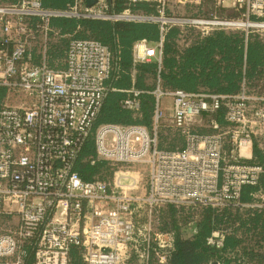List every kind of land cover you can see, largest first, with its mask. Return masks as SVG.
<instances>
[{"label": "built area", "instance_id": "2783aa9c", "mask_svg": "<svg viewBox=\"0 0 264 264\" xmlns=\"http://www.w3.org/2000/svg\"><path fill=\"white\" fill-rule=\"evenodd\" d=\"M92 1L73 0L64 11L46 9L41 0L0 5V264H24L26 245L34 264H69L73 246L84 264H149L151 256L167 264L174 238L158 228L167 207L194 215L205 209L264 211V163H252L256 148L264 157L263 95L245 86L233 95L164 91L158 77L151 128L96 127L114 56L100 41L72 38L65 58L51 64L52 19L159 23L160 41L135 43L133 62L160 65L170 0ZM230 1L236 18L191 22L210 27L205 36L242 31L264 37V0ZM139 4L156 5L160 17L134 11ZM122 92V108L139 116L141 92ZM163 97L172 99V114L161 110ZM220 112L223 123L216 120ZM205 117L209 133L197 130L207 128ZM167 120L183 148H160ZM91 137L95 156L87 161L106 162L109 170L85 182L75 168ZM136 162L149 167L145 182L122 171ZM246 186L259 188L250 204L241 201ZM140 208L146 214L142 227L135 219ZM225 237L214 232L208 244L221 249Z\"/></svg>", "mask_w": 264, "mask_h": 264}, {"label": "trees", "instance_id": "16d2710c", "mask_svg": "<svg viewBox=\"0 0 264 264\" xmlns=\"http://www.w3.org/2000/svg\"><path fill=\"white\" fill-rule=\"evenodd\" d=\"M19 0H0L2 4L17 3ZM44 8L64 11L73 0H41ZM117 11L124 6L117 2ZM136 12L159 16L156 5L139 4L133 7ZM51 41L49 58L51 64L63 54L64 58L68 43L72 38L97 40L107 46L114 56L113 70L108 81L110 92L107 95L96 127L102 124L139 125L151 128L155 110V97L152 92L155 85L148 84V79L160 77L164 91L183 90L188 93L205 92L216 95H233L243 87L264 90V37L251 34L248 37L242 31H217L207 36H199L194 43L180 49L178 41L183 34L177 27H168L164 34L162 63L133 62V47L141 40L157 44L161 39L159 23L154 22H110L92 19L54 18L51 21ZM55 33L60 37H70L64 42L65 50L58 43H53ZM62 52V53H61ZM63 58V59H64ZM140 91L141 112L134 116L124 110L121 101L127 96L122 91L131 89ZM263 92L259 95H263ZM0 90V100L3 98ZM223 113L216 116L223 123ZM182 138L180 133L176 131ZM160 140V148L176 150L175 142L165 145L168 138ZM172 140V139H171ZM181 147L184 140L181 139ZM169 146V147H168ZM95 156L94 139L91 137L84 145L75 170L85 182L92 181L95 176L106 173L109 166L100 161L91 165L88 159ZM257 159L254 164H263L261 151L255 149ZM258 187L246 186L242 192L241 201L246 204L253 202L252 194ZM194 218L191 212H182L169 206L159 215V230L173 235L174 245L169 254L167 264H242L241 260H255L261 256L249 246L256 244L264 248V211L258 209L232 210L220 212L205 209L196 222L191 238H184L182 225ZM183 222V223H182ZM217 231L226 233L224 246L221 249L208 244L209 237ZM24 264H34L35 256L30 245L24 247ZM69 264H84L81 249L73 246L70 252ZM149 264H157L154 256Z\"/></svg>", "mask_w": 264, "mask_h": 264}, {"label": "rangeland", "instance_id": "374dc122", "mask_svg": "<svg viewBox=\"0 0 264 264\" xmlns=\"http://www.w3.org/2000/svg\"><path fill=\"white\" fill-rule=\"evenodd\" d=\"M232 2L230 0L226 1L225 4L223 5H217L214 0H170L167 2L166 5V13H165V18L168 20L167 26L169 27H177L180 28L183 32L181 35L180 40L178 41V46L180 49H184L187 47V45H190L194 43V41L199 37V36H205L207 32L210 31V27L202 24H193L191 21L196 20V21H207L211 19H218V20H229L232 18H236L237 13L234 11L232 8ZM140 13V12H139ZM154 16V15H153ZM160 16H155V18H159ZM172 20V21H171ZM173 20L175 23H173ZM70 37H60L59 35H55L53 37V43H58L60 45L61 50H65L64 47V42L66 39H69ZM62 53V52H61ZM64 58L63 54L60 55L59 59L55 60L54 62L57 61H62ZM148 84L151 86H154L156 84V78H150L148 79ZM249 90L250 93L259 95L261 92H263L264 96V90L261 89H247ZM160 108L161 110L169 115L170 113L172 114L171 110L172 109V99L169 97H163L160 101ZM209 118L205 117L204 121L205 124L208 123ZM165 127L161 129L160 132V140H161V135L162 139L168 138V142H165L164 146H167L169 142H175V146L177 148H180L182 145L181 138L176 130L172 127V124L169 120L164 122ZM198 125V124H197ZM209 123L207 124V128H197V130L200 132L204 133H209L212 130L208 126ZM172 139V140H171ZM169 147V146H168ZM122 171L125 172H130L129 174L133 175L135 174V177H139L141 181L146 180V175L148 174L149 167L146 163L142 162H136L132 164H126L123 165ZM108 176L113 175V171H108ZM137 192H142L141 189ZM192 214V213H191ZM185 220L189 223H184L182 225V235L184 238H191L192 234L194 232V228L196 226V222L200 218V213L197 215H194L192 219L188 220L187 216H185ZM138 226L142 227L143 224L146 221V214L144 208H140L139 210L136 211V217H135ZM183 223V222H182ZM254 244L250 245L249 247L251 249H254L255 253H259L262 256H264V248L263 245L261 244H256L258 240L255 238ZM259 243V241L257 242ZM242 264H264V261H262L261 256L255 258V260H241L238 258ZM135 264H142L137 259H134L133 261Z\"/></svg>", "mask_w": 264, "mask_h": 264}, {"label": "water", "instance_id": "95a60500", "mask_svg": "<svg viewBox=\"0 0 264 264\" xmlns=\"http://www.w3.org/2000/svg\"><path fill=\"white\" fill-rule=\"evenodd\" d=\"M87 1H88V5H89V6H91V5L94 4V1H92V0H87Z\"/></svg>", "mask_w": 264, "mask_h": 264}]
</instances>
